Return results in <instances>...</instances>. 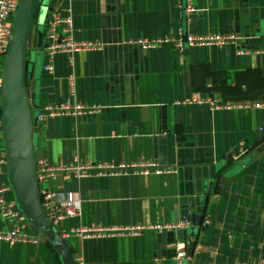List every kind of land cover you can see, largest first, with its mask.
Instances as JSON below:
<instances>
[{
	"label": "crops",
	"instance_id": "1",
	"mask_svg": "<svg viewBox=\"0 0 264 264\" xmlns=\"http://www.w3.org/2000/svg\"><path fill=\"white\" fill-rule=\"evenodd\" d=\"M191 2L188 14L180 0H42L43 45L56 10L71 12L76 40L99 41L104 48L77 52L72 63L68 53H59L53 71L44 68V49L33 52L35 59L28 53L34 113L66 103L101 107L96 114L39 119L34 137L38 163L155 161L177 170L39 181V189L79 197V215L49 220L75 259L81 256L85 264H179L182 242L188 254L182 264L264 260V107L212 110L205 103L187 102L198 97H216L224 105L264 100V0ZM189 34H236L238 40L209 47L165 43L151 49L128 43ZM3 63L0 59V160L5 161L0 195L16 216L5 218L0 207V233L18 229L30 240L0 241V264H64L49 238L20 209L11 183L2 130ZM193 213L204 215L198 235L177 237L178 227L190 233L182 219ZM136 225L177 227L145 228L135 236L67 235L83 228Z\"/></svg>",
	"mask_w": 264,
	"mask_h": 264
},
{
	"label": "built area",
	"instance_id": "2",
	"mask_svg": "<svg viewBox=\"0 0 264 264\" xmlns=\"http://www.w3.org/2000/svg\"><path fill=\"white\" fill-rule=\"evenodd\" d=\"M20 0H0V57L6 56L9 48L10 39L13 31L12 17L15 16L18 9ZM180 6L189 14L193 11L191 0H180ZM73 19L72 14L69 12L67 15H62L60 11H53L50 21L48 22L47 38L48 42L44 48V52L47 57V64L45 70H54V59L59 53H68L70 55V62H73V55L77 52L92 51L104 48V44L99 41H78L73 37ZM238 40L236 34H218V35H179V36H167L164 38L156 39H131L128 41L131 45H138L144 49H151L161 46L165 43L171 44L176 48H184L187 46H222L228 44H235ZM260 53L261 51H256ZM240 54H246V51L240 50ZM187 102H196L199 104H208L212 110L219 109H231V108H244V107H264V100L253 103H238L233 105L222 104L216 97H198ZM180 102H177V104ZM101 111L99 105H85V104H61V105H47L44 113H40L39 119H43L47 116L57 115H86L96 114ZM5 161L0 160V165ZM134 171L135 173H141L148 175L153 172L156 174H164L172 171H177L176 168L161 166L158 162H139V163H121L119 165H81L76 164L74 166H54L47 160H41L38 163V180L40 182L47 181L61 175L65 179L71 177L86 176L91 173L99 175H119ZM6 190L5 188L2 190ZM40 195L42 198L43 208L48 218L53 223H58L66 217L76 216L81 213V201L79 197L75 195L64 196L56 194L47 189H40ZM0 207L2 215L10 220H14L16 213L11 209V205L8 204L4 197L0 195ZM176 225L161 226V225H136L125 227H93L77 229L67 233L76 234L82 238L92 237H112L116 235H139L145 228L165 230L176 228ZM179 228V227H178ZM28 241L29 236L22 233L18 229H13L6 233H0V241ZM38 242V240H35ZM188 257L185 250L184 243H180L178 247L177 260L182 261ZM76 264H85L84 259L81 256L76 258ZM159 264V263H157ZM244 264V263H235ZM249 264H264L263 261L253 262Z\"/></svg>",
	"mask_w": 264,
	"mask_h": 264
},
{
	"label": "water",
	"instance_id": "3",
	"mask_svg": "<svg viewBox=\"0 0 264 264\" xmlns=\"http://www.w3.org/2000/svg\"><path fill=\"white\" fill-rule=\"evenodd\" d=\"M42 0H20L2 74V130L7 166L20 209L32 225L44 233L60 253L64 264H76L74 251L49 220L40 195L38 157L34 137L39 130L40 113L30 103L26 61L28 53L43 50ZM207 201L208 198H204ZM204 204V203H202ZM187 227L174 230L179 238L194 237L204 215L193 213L182 219ZM186 225V226H188Z\"/></svg>",
	"mask_w": 264,
	"mask_h": 264
},
{
	"label": "rangeland",
	"instance_id": "4",
	"mask_svg": "<svg viewBox=\"0 0 264 264\" xmlns=\"http://www.w3.org/2000/svg\"><path fill=\"white\" fill-rule=\"evenodd\" d=\"M44 1H45V3H48L49 0H44ZM11 19H12V21H13V20H14V16H13ZM44 53H45V52L42 53L43 55H41L40 58H42L43 56H45ZM31 55H32V57L35 59V55H34L33 53H32ZM5 57H6V56H2V57H0V59H2V60L4 61ZM38 112H39V111H35V113H38Z\"/></svg>",
	"mask_w": 264,
	"mask_h": 264
},
{
	"label": "trees",
	"instance_id": "5",
	"mask_svg": "<svg viewBox=\"0 0 264 264\" xmlns=\"http://www.w3.org/2000/svg\"><path fill=\"white\" fill-rule=\"evenodd\" d=\"M223 170L224 169H222V167L217 171V173H216V175H215V177L216 178H219V176L222 174V172H223ZM215 190H216V192H218L219 191V188H215ZM49 242V241H48ZM51 244V243H50ZM53 245V244H52Z\"/></svg>",
	"mask_w": 264,
	"mask_h": 264
}]
</instances>
